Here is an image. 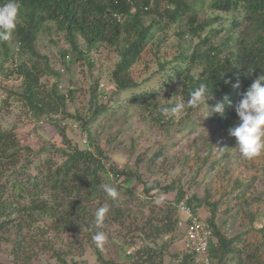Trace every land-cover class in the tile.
Returning <instances> with one entry per match:
<instances>
[{"label": "trees", "instance_id": "obj_1", "mask_svg": "<svg viewBox=\"0 0 264 264\" xmlns=\"http://www.w3.org/2000/svg\"><path fill=\"white\" fill-rule=\"evenodd\" d=\"M165 1L166 4H163L164 0H18L21 11L16 31L11 41L0 42V77L16 76L20 83L17 89H13L0 78V86L7 88L36 117L53 115L52 119L56 120L54 118L64 114L71 119L77 117L80 120L82 117L79 114L75 116L68 112V101L73 98L75 88L70 86L68 92L64 93L58 81L51 86L43 82L44 76H60V71L54 68L47 55L36 49L41 27L51 22L55 32L64 35L68 48L61 51L58 59L60 64L70 61L71 52L76 53L78 60L89 58L91 50L103 45L117 48L121 59L112 72V80L117 91L122 93L141 87L142 83L135 79L132 70L136 68L141 53L146 49V43L155 38L157 31H165L175 23L178 25L179 35L199 40L191 53L182 49L170 62L159 58V69L153 75L163 77L167 86L177 81L175 91L182 97L185 105L190 93L201 83L206 84L211 92V98L207 101L210 108L223 103L222 113L213 111L207 116H203L210 111L205 109L207 104L195 108L186 106L187 117L200 113L199 118L207 117L208 122L217 128L216 132L207 133L210 141L208 156H211L216 147L222 145L216 142V133L222 131L225 135L238 124L235 105L251 83L260 74H264V0H210V8L219 13L214 19L220 20L222 25L210 28L205 36H202V32L212 26L213 22L198 20L195 6L197 0ZM6 2L7 0H0V4ZM149 16L154 17L146 24L145 19ZM51 30L49 28L48 31ZM220 35L221 41L215 43L214 37ZM80 38L84 39L86 49L80 47ZM12 44L16 46V50H13ZM20 52L28 53L30 57L21 59L14 67L8 66L7 63L17 59L16 55H20ZM250 70L252 71L249 72ZM95 83L98 88L99 83ZM98 93L105 94L104 91ZM98 93L96 90L93 93V120L111 110L105 104L97 105ZM159 99L160 90L154 88L134 92L128 101L130 104L145 105L152 110ZM154 119L162 122L161 117L156 116ZM169 122H173V119ZM85 123L88 144L84 148L73 147L62 127V137L70 149L59 150L64 156L61 162L53 157L46 158L35 174L29 171L32 148L22 145L14 130L0 129V246L6 241L13 243L12 254L16 263L32 264L33 254L38 256L49 253L62 264H86L85 259L75 257L84 252V246L90 244L81 241L79 235L88 233L93 237L96 233L103 232L106 226L102 227L100 224L107 223L108 220L127 228V233L135 227L134 232H138L136 237L144 242L133 253H120L123 259L131 260L129 264H165L164 258L173 242L171 237L179 225V205L184 199L193 209V204L197 209L206 204L211 208L210 217L204 219L210 223L214 233L210 244L213 264L262 263L260 255L264 251L261 252L258 244L256 247L252 246L255 244L252 237L258 235L257 239L264 240V225L256 229L252 226L228 238L216 219L220 201H208L209 190H206L204 198L197 195L187 197L186 192L175 185L162 186L156 183L151 186L144 182V192L150 199L136 197L129 191L128 201L123 202L121 184L112 181L110 177L126 176L127 181L134 174L132 171L116 168L113 164L107 165L105 160L108 157L99 147L96 149L98 152L92 150L94 140L91 121ZM230 141L232 144L234 139ZM137 177L140 178L139 175ZM237 181L239 185L238 189H234V199H243L247 194V186L240 177H237ZM104 185L114 186L119 193L118 197H109L104 191ZM154 190L166 194L176 192V197L174 200H165L164 208L158 213L152 210L154 214L146 216L145 209H149L147 204L151 202ZM100 207L109 209L102 222H98L96 217ZM231 209L232 206L227 207L226 211L230 212ZM44 221L48 224L45 225ZM251 221L255 222L253 216ZM50 230L56 231L57 235L73 232L77 236L66 249L60 248L50 238L38 241V236L44 237ZM114 240L120 243L118 237ZM91 241L102 264L122 263L112 258L107 259L103 250L95 246L93 239ZM244 243L251 245L253 251L249 253ZM129 244L131 245L130 242L124 245ZM35 245H38V250ZM229 255L231 260L227 258ZM174 256L178 257L179 264H197L196 261L203 264L201 258L189 250Z\"/></svg>", "mask_w": 264, "mask_h": 264}, {"label": "rangeland", "instance_id": "obj_2", "mask_svg": "<svg viewBox=\"0 0 264 264\" xmlns=\"http://www.w3.org/2000/svg\"><path fill=\"white\" fill-rule=\"evenodd\" d=\"M197 1L195 6L198 10V20L213 22L212 26L202 32V36H205L210 28L220 27L222 22L214 19L219 13L210 8L208 5L210 0ZM163 4H166L165 0ZM230 16L231 14L228 17ZM153 17H147L146 24H149ZM49 28L52 30L48 31ZM179 34L178 25L175 23L165 31H157L155 38L146 43V49L141 53L136 68L132 70L135 79L142 83L141 87L120 93L112 80V72L121 59V53L117 48L103 45L91 50L89 58L78 60L76 53L71 52L70 61L60 64L58 62L60 53L68 48V43L65 42L62 33L55 32L53 23L44 24L37 35L36 49L41 54L48 56L54 64V68L60 71V76L46 75L43 77V82H46L47 86H51L58 81L64 93L68 92L70 86L75 88L73 98L68 101V112L75 116L79 114L82 118L80 120L77 117L71 119L64 114L54 118L56 120L52 119L53 115L51 117L48 115L36 117L29 107L19 103L17 97L1 85L0 129L14 130L21 144L32 148L29 171L35 174L46 158L53 157L56 161L61 162L64 156L59 150L70 149L62 137V127H64L73 147L84 148L89 142L88 132L85 131V122L90 120L94 140L92 150L98 152L96 149L99 147L108 157L105 160L107 165L113 164L116 168L132 171L134 174L127 181L126 176L116 178L115 175H111L110 177L112 181L121 184L120 193L123 202L128 201L129 191H132L136 197L150 199L144 192V182L151 186L156 183L162 186L175 185L177 188H182L187 197L197 195L199 198H204L206 190H209L207 200L210 202L220 201L216 212L217 223L230 238L252 228V226L256 229L264 225V154L255 159L244 158L236 147V138L230 135V131H227L225 135L220 131L216 133L215 138L216 142L222 145L216 147L213 154L208 156L210 141L207 133L216 132L217 128L208 122L207 117L201 119L198 117L200 113L197 114V112L193 116L187 117L186 107L181 108L174 117H166L162 114L161 109L164 106L185 104L182 97L175 91L177 81L167 86L163 77L153 75L159 69L157 60L161 58L170 62L182 49L191 53L199 40L198 38L192 39L190 36L182 37ZM221 38L220 35L214 37L213 40L215 43H219ZM79 44L82 49H86L83 38L79 39ZM13 47V50H16V46L12 44ZM27 57H30L28 53H21L16 55L17 59L10 60L7 65L14 67L15 63L19 64L21 59ZM0 78L10 88L17 89L19 86L20 80L16 76L7 78L5 75H1ZM95 82L99 83L98 88H96ZM154 88L160 90V99L152 110L145 105L129 103L128 99L134 92ZM95 90L96 93L105 92V94L98 93L97 105L105 104L111 110L93 120L92 114L95 105L92 104V100ZM205 109L209 110V107L205 105ZM156 116L162 118L161 123L154 119ZM170 119H173V122L170 123ZM231 139H234L232 144H230ZM42 148L45 149L42 150ZM138 175L140 178L137 177ZM237 177H240L244 185L247 186V194L243 199H234L236 194L234 189L239 185ZM127 191L128 193H126ZM151 194L154 195L151 202L147 204L149 209H145L146 216L154 214V212L158 213L164 208L165 200H174L176 197V192L166 194L160 190H154ZM158 200L162 202L157 203ZM129 203L134 204L130 201ZM194 205L196 212L203 219L210 217V206L206 204L197 209ZM230 206L232 209L227 212V207ZM178 212L179 225L171 237L173 242L164 258L165 264H179V259L174 254L179 255L188 251L184 244L187 215L180 208ZM252 216L255 220L254 223L251 221ZM43 223L48 224L45 221ZM100 226H106V230L103 231L108 237L103 249L106 258L122 262L121 264L131 263L130 259H123L120 253L125 255L133 253L136 247L144 244L139 237H136L138 232H134L136 231L135 227L127 233V228L112 224L108 220L107 223L103 222ZM248 233L250 235L251 231ZM76 236L77 234L73 232L57 235L56 231L50 230L48 235L37 238L40 242L50 238L56 241L60 248L66 249ZM116 237L119 238L120 243L114 240ZM257 237L258 235L252 237L255 240V244L252 246L256 247L258 244L263 252L264 240L257 239ZM79 238L84 243L87 241L90 244L86 243L84 252L75 257L79 260L85 259L86 264H102L91 245L93 237H90L88 233H82ZM129 242L131 245H124ZM132 245L135 247H131ZM244 245L250 253L253 247L247 243ZM12 249V242L2 243L0 262L18 264L12 254ZM35 249H39L38 245H35ZM33 256L32 264H62L49 253H41L38 256L33 254ZM227 258L231 260V255ZM260 260H262L260 264H264V254L260 255ZM199 262L196 261L197 264ZM236 263L230 262V264Z\"/></svg>", "mask_w": 264, "mask_h": 264}, {"label": "clouds", "instance_id": "obj_3", "mask_svg": "<svg viewBox=\"0 0 264 264\" xmlns=\"http://www.w3.org/2000/svg\"><path fill=\"white\" fill-rule=\"evenodd\" d=\"M20 11L18 0H7L6 3L0 4V42L12 40L20 21ZM209 98H211V92L208 86L201 83L190 93L186 105L164 106L161 112L166 117H174L183 107L195 108L201 104L208 105ZM209 109L210 111L203 116L210 115L213 111L222 113L224 105L217 103L214 108L209 107ZM235 112L239 122L230 129V135L236 138V147L246 159L261 156L264 154V74H260L243 93L242 98L235 105ZM104 191L112 199H116L119 195L114 186L104 185ZM161 202L157 201V203ZM108 211V208L100 207L96 212L97 221L102 222ZM107 240L108 237L104 232H98L93 236L95 246L101 251Z\"/></svg>", "mask_w": 264, "mask_h": 264}, {"label": "built area", "instance_id": "obj_4", "mask_svg": "<svg viewBox=\"0 0 264 264\" xmlns=\"http://www.w3.org/2000/svg\"><path fill=\"white\" fill-rule=\"evenodd\" d=\"M179 207L187 215L184 237L186 249L196 253L203 264H213L210 256V244L214 239V233L210 223L190 207L186 200H183Z\"/></svg>", "mask_w": 264, "mask_h": 264}]
</instances>
